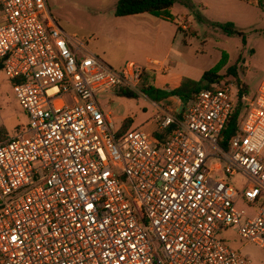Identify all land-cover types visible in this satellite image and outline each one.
Returning a JSON list of instances; mask_svg holds the SVG:
<instances>
[{"label":"built area","instance_id":"1","mask_svg":"<svg viewBox=\"0 0 264 264\" xmlns=\"http://www.w3.org/2000/svg\"><path fill=\"white\" fill-rule=\"evenodd\" d=\"M0 63L28 117L8 137L0 112V264H252L228 227L264 249V78L225 149L240 85L162 109L164 139L116 129L97 94H137L161 63L113 69L48 0H0Z\"/></svg>","mask_w":264,"mask_h":264},{"label":"rangeland","instance_id":"2","mask_svg":"<svg viewBox=\"0 0 264 264\" xmlns=\"http://www.w3.org/2000/svg\"><path fill=\"white\" fill-rule=\"evenodd\" d=\"M118 1L48 0V6L67 35L84 41L103 61L106 58V64L115 70H121L129 61L145 65L148 57H161L174 46V56L182 57L181 68L185 71H180L177 66L168 76L169 86L177 85L181 73L195 79L220 62L219 73L225 76L222 82L240 88L238 80L228 74L229 69L235 67L241 83L248 88L249 98L256 96L264 78V0L259 6L248 0H191L192 7L179 2L168 16L159 18L148 14L117 18L114 12ZM228 22L236 23L245 34L246 43L243 37H228L213 26L214 23ZM160 80L162 78H158V82ZM97 97L105 113L112 114L116 128L121 126L124 118H132L133 129L145 125L141 128L144 131L154 130L155 124L148 122L155 119L156 108L141 91L136 98L120 97L115 89L99 93ZM0 112L4 124L1 132L8 137L14 136L19 127L28 123L4 71L0 72ZM229 180L233 183V177ZM237 206L247 215L255 212L244 201H239ZM220 237L252 264H264V249L245 241L234 229L224 228Z\"/></svg>","mask_w":264,"mask_h":264},{"label":"trees","instance_id":"3","mask_svg":"<svg viewBox=\"0 0 264 264\" xmlns=\"http://www.w3.org/2000/svg\"><path fill=\"white\" fill-rule=\"evenodd\" d=\"M179 2L185 6L192 7L191 0H119L116 4L114 14L117 18L143 14H148L159 18L163 15L168 16V12H170ZM200 20H202V18H200ZM213 26L221 29L228 37H243V41L246 43L245 34L236 27L234 22H228L225 24L214 23ZM220 64L221 63L219 62L211 70L205 71L200 80L184 77L180 85L170 91L157 89L155 87V73L146 71L143 75V82L140 91L148 96V98L156 104H160L163 100L171 97H178L184 104H188L195 100L201 91L209 89L215 84L223 83L222 81H224L225 76L219 73L221 70ZM1 71H3V66L0 63V72ZM228 74L238 80L241 86V91L234 110L222 134L221 145L225 149L228 148L229 140L238 134L241 120L243 119L248 108V102L244 100V97L248 96V88L246 85L241 83L235 67L230 68ZM118 96L125 98H136L137 94L123 90L118 92ZM131 125L132 120L127 118L124 121L121 130L123 132L130 130ZM156 136H159V134ZM160 138L164 139V136H160Z\"/></svg>","mask_w":264,"mask_h":264},{"label":"crops","instance_id":"4","mask_svg":"<svg viewBox=\"0 0 264 264\" xmlns=\"http://www.w3.org/2000/svg\"><path fill=\"white\" fill-rule=\"evenodd\" d=\"M173 23L176 25L175 21H173ZM177 30H178V27H177ZM175 41H176V36H175V38L173 40V45H174ZM104 59L106 60V58H104ZM151 59H156L157 61H159L161 63L160 66L155 67V69H152V71H151V72H154L155 75H156L155 87L157 89L170 91L172 89L177 88L180 85L182 79L184 77H187V74L181 73L180 74V77L177 80L178 81L177 82V85L175 87H171L168 84V81H167L168 80V76L177 68V66H178V68H180V71H183V72L185 71L184 68H181V66H183V64H182V57H175L174 56V46L171 47L170 49L166 50L165 51V55H163L161 57H148L146 59V62H145L146 64L145 65H147L148 62ZM105 60H104V62H105ZM188 72L189 71L187 70V73ZM203 74H200V76L196 77L195 80H200L202 78ZM158 78H160V79L162 78V80H160L158 82ZM192 79H194V78H192ZM152 104L156 108V114L157 115L155 116V119H153L152 121H149L148 122V123H151V124H155L154 130L152 132H149V133L150 134H153L155 136L157 134H159V136H164L165 137L166 136V132L165 133H162V131L159 129L158 114H159V112L162 109H171L174 112L180 111L181 106H182V101L178 97H171V98H168V99L163 100L160 104H156L154 102H152ZM170 104H172V106ZM108 114H110V116L112 115L111 113H108ZM111 118H112V116H111ZM126 119L127 118H124L123 119V123H124V121ZM130 119L132 120V125H131L130 129H133V127H134L133 126L134 125V120L132 118H130ZM123 123L121 124V126H119L117 128L115 126V128L116 129H122ZM114 125H115V123H114ZM144 127H145V125L142 126V127H140V128H144Z\"/></svg>","mask_w":264,"mask_h":264}]
</instances>
